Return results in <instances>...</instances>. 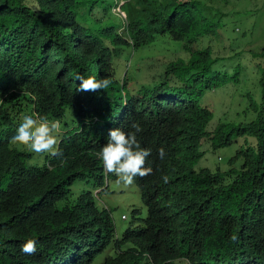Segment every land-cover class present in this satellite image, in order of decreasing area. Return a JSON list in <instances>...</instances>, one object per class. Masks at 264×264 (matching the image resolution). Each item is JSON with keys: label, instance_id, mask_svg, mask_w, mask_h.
Returning a JSON list of instances; mask_svg holds the SVG:
<instances>
[{"label": "trees", "instance_id": "16d2710c", "mask_svg": "<svg viewBox=\"0 0 264 264\" xmlns=\"http://www.w3.org/2000/svg\"><path fill=\"white\" fill-rule=\"evenodd\" d=\"M124 1L125 34L110 20L114 0H0V264H264V47L255 118L211 130L207 93L230 77L203 44L220 24L198 0H140L141 9ZM162 36L181 42L189 57L171 61L154 86L133 90L118 77L120 47L140 49ZM78 75L110 85L79 91ZM23 101L49 120L73 112L44 164L11 138ZM133 124L142 128L141 147L151 149L152 171L135 178L147 215L134 211L118 233L95 192L117 176L98 153L110 130L135 131ZM240 136L256 145L241 148L230 169L196 167L207 141L227 147ZM89 178L91 188L74 187ZM29 238L37 241L33 254L21 251Z\"/></svg>", "mask_w": 264, "mask_h": 264}, {"label": "rangeland", "instance_id": "374dc122", "mask_svg": "<svg viewBox=\"0 0 264 264\" xmlns=\"http://www.w3.org/2000/svg\"><path fill=\"white\" fill-rule=\"evenodd\" d=\"M198 1L201 5L200 9L220 24L217 33L204 39L203 45L212 47L213 56L218 59L216 68L221 73H227L230 77L221 86L209 90L207 93V100L215 107V116L210 124V129L214 130L220 123L229 125L247 123L256 116L251 105L252 101L259 102L261 96L260 66L263 62L258 53L264 47V0ZM124 2V0H114L110 11V20L119 23V30L122 34H125L123 23L127 21V14L121 8ZM129 3L132 9H141L140 0H130ZM123 37L125 38L124 35ZM190 45L194 49L199 47L196 43H190ZM189 52L181 42L168 36H162L156 43L140 49L123 45L117 56L118 77L122 79L127 77L133 90L141 85L152 87L163 79L166 67L171 61L179 57L188 58ZM3 98H0V105ZM16 110L19 120L25 111L35 113L26 101H23L21 111ZM37 116L40 117L38 114ZM72 119L73 112L68 111L65 120H54L60 124L58 142L64 131L67 130L66 128L74 123ZM249 145H256V139L252 136H240L234 144L220 148H215L211 141H207L202 147L205 155L199 160L196 167L226 171L232 167L230 159L241 148ZM20 146L31 151L27 142L22 141ZM49 154L48 152L40 154L33 152L32 162L44 164L45 157ZM241 162L242 159L235 160V165L238 167ZM107 184L109 188L103 192H101L102 189L95 190L99 196V206L112 215L117 232L122 233L133 222L134 211L140 212L139 215L145 217L147 207L135 180L133 184L126 185L120 182L117 177ZM92 185L93 180L89 178L86 182L78 181L74 187L91 188Z\"/></svg>", "mask_w": 264, "mask_h": 264}, {"label": "clouds", "instance_id": "9594fccd", "mask_svg": "<svg viewBox=\"0 0 264 264\" xmlns=\"http://www.w3.org/2000/svg\"><path fill=\"white\" fill-rule=\"evenodd\" d=\"M76 79L80 81L79 91L96 92L105 90L110 85L109 79H97L94 75L87 77L78 75ZM132 127L135 131L125 132L121 127L110 130L107 143L98 153L105 171L114 173L119 181L126 185L133 184L137 176L143 177L152 171L151 167L145 166L147 158L151 155V149L142 148L137 139V133L141 132L142 128L139 124H133ZM59 130L58 121L49 120L47 117H38L32 111H25L11 138L27 142L28 147L34 153L48 152L55 155ZM159 155L161 158L164 157L165 150L163 148L159 150ZM124 218L126 219V216ZM21 251L26 254L35 253L37 251L36 239H27L23 243Z\"/></svg>", "mask_w": 264, "mask_h": 264}, {"label": "built area", "instance_id": "2783aa9c", "mask_svg": "<svg viewBox=\"0 0 264 264\" xmlns=\"http://www.w3.org/2000/svg\"><path fill=\"white\" fill-rule=\"evenodd\" d=\"M125 217V216H124Z\"/></svg>", "mask_w": 264, "mask_h": 264}]
</instances>
